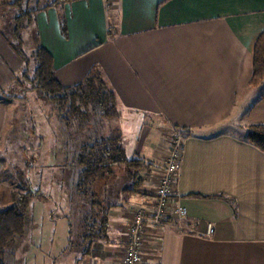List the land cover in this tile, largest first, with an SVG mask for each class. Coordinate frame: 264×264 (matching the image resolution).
<instances>
[{"label":"crops","instance_id":"0c3cea01","mask_svg":"<svg viewBox=\"0 0 264 264\" xmlns=\"http://www.w3.org/2000/svg\"><path fill=\"white\" fill-rule=\"evenodd\" d=\"M111 2L67 0L39 10L21 45L29 40L30 50H47L62 85L98 71L116 96L118 117L140 118L146 127L159 118L183 136L169 206L186 208V215H169L158 226L146 220L141 264H264V151L244 139L249 124L264 122V89L248 84L254 42L264 30V0ZM8 37L0 30V94L24 66ZM5 121L0 105V135ZM155 143L147 154L137 145L133 154L151 161V171L141 193L111 210L104 242H94L85 257L64 251L66 228L59 256L67 252L74 264H121L131 218L138 209L147 216L154 210L167 152ZM26 236L31 241L41 233ZM41 253L42 264L57 261Z\"/></svg>","mask_w":264,"mask_h":264},{"label":"trees","instance_id":"16d2710c","mask_svg":"<svg viewBox=\"0 0 264 264\" xmlns=\"http://www.w3.org/2000/svg\"><path fill=\"white\" fill-rule=\"evenodd\" d=\"M66 1L0 0V5L15 9L11 22L15 42L10 45L23 59L24 67L26 65L20 74L29 82L30 90H36L54 104L65 124L75 120L77 126L83 128L91 125L92 120L109 123L118 117L119 105L113 90L98 71H92L74 85L65 86L56 79L47 50L37 46L29 56L22 50L21 33L32 23L35 13ZM61 30L66 33L63 21ZM251 57L252 74L248 84L264 89V30L256 37ZM244 139L264 151V122L249 124ZM125 145L123 136L113 127L104 128V132L93 131L80 141L74 153V179H71L66 199L70 212L62 214L68 228L64 251L77 249L83 257L90 254L94 242H104L107 238L111 210L122 204L125 196L141 193L152 162L142 156H128ZM34 193L36 191L14 192L11 204L0 206V264H7L6 252L13 250L17 239L26 236V215Z\"/></svg>","mask_w":264,"mask_h":264},{"label":"rangeland","instance_id":"374dc122","mask_svg":"<svg viewBox=\"0 0 264 264\" xmlns=\"http://www.w3.org/2000/svg\"><path fill=\"white\" fill-rule=\"evenodd\" d=\"M6 7L11 10L0 11V24H4L2 28L0 26V30L15 42L14 33L11 31L15 9ZM25 32L21 33L24 38L28 34ZM29 43L27 40L21 45L27 56L32 52L28 47ZM25 67L15 76L17 80L14 85L5 88L4 93L0 94V105L6 111V121L0 135V160L3 163L0 175V206L11 204L14 192L36 191L28 206L26 232L32 231L35 235L41 233L42 238L35 237L31 241L26 238L17 239L13 243V250L6 252L5 259L7 264H42V251L44 254L50 252L51 259L57 258V261L52 259V264H74L69 261L67 252L59 255L66 242L67 228L66 220L61 215L70 212L66 199L70 194L69 184L74 179V153L80 141L93 131L104 132V128L113 127L123 136L127 154L133 156L137 145L141 149L138 151L145 154L150 150L149 145L160 140V144L166 147L167 156L173 140H183V136L163 127L159 118L146 121L149 127L146 124L142 126L140 122L143 120L140 118L120 116L104 123L105 125L104 120H92L89 123L91 125L83 128H79L75 120L65 124L51 101L38 95L36 90L29 89V82L24 81L20 74ZM141 129L144 132L140 136L138 132ZM237 131L240 133L239 129ZM51 233L54 235L52 242Z\"/></svg>","mask_w":264,"mask_h":264},{"label":"built area","instance_id":"2783aa9c","mask_svg":"<svg viewBox=\"0 0 264 264\" xmlns=\"http://www.w3.org/2000/svg\"><path fill=\"white\" fill-rule=\"evenodd\" d=\"M112 0H105L107 5H112ZM183 140L176 138L170 144L168 154L165 158L164 167L161 169L158 184L155 190L154 210L150 215H146L143 209H138L133 217L131 223L126 231V246L121 255V264H141V254L143 247V231L145 222L148 220L153 226H158L165 217L174 215L175 217H182L186 215V208L182 206H169V198L175 187L178 166L183 151ZM211 224L207 225L206 235L212 232Z\"/></svg>","mask_w":264,"mask_h":264}]
</instances>
